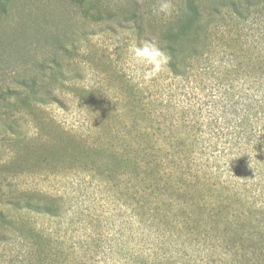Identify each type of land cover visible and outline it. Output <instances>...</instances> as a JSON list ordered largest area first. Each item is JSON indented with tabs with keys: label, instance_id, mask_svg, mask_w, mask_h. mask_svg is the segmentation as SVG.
<instances>
[{
	"label": "rangeland",
	"instance_id": "rangeland-1",
	"mask_svg": "<svg viewBox=\"0 0 264 264\" xmlns=\"http://www.w3.org/2000/svg\"><path fill=\"white\" fill-rule=\"evenodd\" d=\"M145 39L65 0L0 15V264H264V179L222 146L178 165L175 76L143 80L129 50ZM28 86L41 96L30 108L11 96Z\"/></svg>",
	"mask_w": 264,
	"mask_h": 264
},
{
	"label": "trees",
	"instance_id": "trees-1",
	"mask_svg": "<svg viewBox=\"0 0 264 264\" xmlns=\"http://www.w3.org/2000/svg\"><path fill=\"white\" fill-rule=\"evenodd\" d=\"M106 1L65 0L82 18L128 24L136 36L154 41L171 56L175 152L183 154L178 165L190 166L198 156L214 160L222 146L224 156L236 158L237 170L242 172L240 166L248 161L264 179V0H172L173 14L158 20L142 0H127L126 7ZM11 2L0 0V15L8 13ZM199 93L207 95L192 101ZM11 96L28 108L41 97L33 86ZM37 199L12 202L19 210L54 216L55 207ZM252 218L249 209L241 211V222L249 225ZM253 239L245 234L236 245L245 247ZM259 244L264 247V232Z\"/></svg>",
	"mask_w": 264,
	"mask_h": 264
},
{
	"label": "clouds",
	"instance_id": "clouds-1",
	"mask_svg": "<svg viewBox=\"0 0 264 264\" xmlns=\"http://www.w3.org/2000/svg\"><path fill=\"white\" fill-rule=\"evenodd\" d=\"M173 11L174 5L172 0H158V7L154 9V14L159 13L165 17H170ZM129 51L131 63L147 69L142 74L145 82H150L163 71L170 70L168 65L171 61V56L166 51L161 50L152 40H143L139 45L137 44L130 48Z\"/></svg>",
	"mask_w": 264,
	"mask_h": 264
}]
</instances>
